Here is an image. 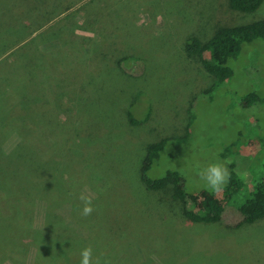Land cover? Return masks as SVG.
<instances>
[{"label":"rangeland","instance_id":"rangeland-1","mask_svg":"<svg viewBox=\"0 0 264 264\" xmlns=\"http://www.w3.org/2000/svg\"><path fill=\"white\" fill-rule=\"evenodd\" d=\"M84 1L40 0L53 12L51 20L24 39L14 37L12 44L0 45V60L9 58L15 48L27 49L30 40L39 53L48 47L54 51L50 56L53 62L41 61L50 59L45 55L36 66L39 77L45 70L53 94H38L36 107L31 110L47 118L43 123H31L37 129L26 140L13 134L20 117L13 106L9 108L10 99L0 95V111H4L0 117L3 151L16 156L38 153L41 167L48 168L43 171L52 169L58 177L66 175L77 183L73 187L53 181L47 189L65 191L69 197L72 194L74 201L84 189L98 198L105 209L101 220L106 221L101 235L107 234L112 223L113 232L121 231L126 240L132 241L122 246L110 238L100 239L97 244L100 243L98 249L104 254H99L102 264H122V256L130 258L123 259L127 264H163L158 254H167L170 249L178 252L172 258L174 261L181 259L182 253H189L184 261L187 264H264V218L236 228L232 225L238 220L237 214L226 212L247 198L254 184L264 177V102L241 109L239 101L253 90L255 95L264 97V41L256 38L242 43L238 53L226 60L231 76L215 84L208 94L202 89L211 78L202 69L199 58L184 48L190 38L206 41L218 24L264 20V0L251 12H230L224 0H93L98 6L94 12L97 30L72 27L70 31L65 7L71 6L72 11ZM10 2L23 14L22 6H27L29 0ZM45 26V42L49 44L40 46L37 35ZM50 27L55 29L50 31ZM81 36L86 39L80 43ZM117 56L141 61V69L135 74H120L111 61ZM129 69L138 70L131 64ZM5 82L0 92L6 90ZM185 129L189 133L184 139L181 135ZM160 139H165V144L147 175L157 177L164 170L176 171L188 193L209 190L198 175L208 164L231 161V178L236 176L240 185L232 184L236 190L226 198L229 204L221 222H187L171 198L170 185L152 192L139 182L137 170L145 147ZM19 142H24L28 149L15 150ZM84 144L94 146L96 151L89 153ZM4 190L0 189V198ZM12 197L15 204L10 209V204L1 207L0 218L16 208L21 219L13 222L12 241L1 244L0 264L78 261L70 250L74 246L72 241L62 253L64 247L59 243L63 237L57 233L37 236L43 256L36 255L35 259L31 230L41 227L44 202L37 198L29 202L21 192ZM54 215L63 220L68 219L69 212L61 205ZM5 231H0V237ZM22 234L26 235L22 240L15 237ZM121 247L125 251L118 252ZM217 259L221 263H216Z\"/></svg>","mask_w":264,"mask_h":264},{"label":"trees","instance_id":"trees-1","mask_svg":"<svg viewBox=\"0 0 264 264\" xmlns=\"http://www.w3.org/2000/svg\"><path fill=\"white\" fill-rule=\"evenodd\" d=\"M224 1L226 8L230 12H251L262 2V0ZM26 3H28V5L22 6L23 10L20 9L23 11V14L18 12L19 9L16 11L13 8L10 0H3L0 3V45L12 44L11 39L14 37L24 39L30 36L32 31L34 32L39 27L41 28L44 23L51 20L53 12L48 11L44 7L45 4L41 3L40 0H29V2ZM97 7L98 6L93 0L84 1L72 11L69 10L71 6L67 5L65 7V17L67 21L69 20L71 22L70 31H72V27H76V29L83 31L88 30L89 27L91 30L96 31L98 19L96 15H94V12ZM37 8L41 9L37 10ZM40 19L43 20L41 21ZM47 26L40 30L37 35L38 39L36 42H40V46L49 44V42H45L48 39V36L44 33V31L46 32ZM29 29H31V31L27 32ZM49 29L52 31L55 28L50 27ZM68 30L69 26L66 27V31ZM41 33L42 36L40 37ZM51 34H56V32H51ZM256 38H260V40L264 41L263 19L239 25L218 24L206 41L200 42L195 38H190V40L184 44L185 51L188 54H194L199 58L202 69L207 77L209 76L211 78L210 84L205 89H202L204 94H208L210 91L214 90L215 84H218L231 76V70L227 67L226 60L229 57H234L238 53L242 43L251 42ZM85 39L86 37L81 36L79 42L81 43ZM26 45L28 47L27 49L24 47L18 49L15 48L9 58L5 57L0 60L1 90L4 89L1 85L6 81V90L0 92V95L7 96L10 99L9 108L10 106H13L17 110L16 113L19 114L20 118L16 120H18L20 124L19 127L14 129L13 134H16L17 137H21L19 140L22 139V141L26 140L27 135H30L33 129H37V125L30 126L31 123L37 121L43 123L47 118L40 114H34L31 111L36 107L35 98H37L38 94H53V91L49 89L52 85L45 77V70L41 73L42 76L39 77L36 66L38 60L42 56L49 55L50 57L54 51H51L48 47L45 51H40L39 53L36 49V44L33 43L32 40ZM36 52H38V54ZM41 61L53 62V57ZM111 61L113 66L119 68L117 71L120 74H126V72L129 74L138 73L142 66L141 61H131L130 58L126 56H117ZM130 64L132 65V68L136 67L138 70H130ZM58 82L63 83V81ZM55 92L57 91L54 90V94ZM239 101L241 104L240 106H242L241 109H245L254 104V102L263 103L264 97L255 95V91L253 90V92H249L242 96L241 99L239 98ZM129 104L130 103L127 105ZM29 111H31L30 114H28ZM16 113L15 115H17ZM2 114H4V111H0V117H3ZM127 117H131L130 114H127ZM145 118L147 117L145 116ZM26 124L29 125L27 126ZM188 133L189 129H185V132L181 136L185 139ZM77 141L78 139L75 142ZM82 142L85 143L83 140ZM164 144L165 139H160L159 141L146 145L145 155L142 157L137 170V177L145 189L152 192L165 189L170 185L168 190L170 191L171 198L175 200V203L178 205L179 211L184 220L193 224L206 225L221 222V219L224 218L226 212L236 213L238 220L232 225V227L234 226L237 228L243 224H250L256 220L264 218V177L254 184V190L247 198L236 205H232L233 209L225 212V206L229 204L226 201V198L232 191L236 190L237 186L240 185L237 182L238 180L236 176L229 180L227 185L222 188L221 192L201 189L191 193L185 191L183 179L176 171L164 170L160 176H148L147 172L149 168L158 161L159 153ZM93 147L89 145L87 146V144L83 145V148L89 153H92L90 152L92 150L96 151ZM248 147L255 152L253 145L249 144ZM2 148L3 139H0V189L4 190L7 188L4 190L5 193L2 195L3 197L0 198V213L1 207L10 204L8 208L10 209V207L15 204L14 200H12V194H15V192H21L27 196L29 202L36 198L41 199L44 202V219L41 227L31 230L30 242H32L31 247H34L32 252L35 254V259L36 255L43 256V253L40 250L42 245L41 243L36 242L37 236L40 234L45 237H50L57 233L63 237L59 243V245L64 247L62 253L65 252V249L72 241L74 246H71L70 250H72L75 259L76 257L78 258V261H73L74 264L80 263V252L83 248L88 246H91L93 249V257L95 256V253H97V256H99V254L104 255L103 253H100V249H98V247H101L99 245L100 243L97 244L100 239L104 240L110 238L111 241L114 240L115 243H120L122 246H124L123 243H132V241L126 240V235L121 231L113 232V230H111L112 223H110L107 228V230L109 229L107 234L101 235L103 233L102 230L106 228V221L103 220L102 222L101 220L104 206H102L101 203H98V198H95L93 201V213L90 216L83 217L81 215L82 204L78 200L74 201L75 199L72 198V194L69 197L65 191L57 192L53 190L54 188L47 189L46 186L50 184L53 185V181L54 184L61 181L64 186L73 187L76 186L77 183H75L74 180H70L66 175H63L62 178L58 177L57 173H54L50 168V171H43L42 169L48 168L41 167L38 153L35 155L31 151L30 153L16 156V153H5ZM14 149L22 151L28 148L24 142H19ZM232 184L236 187H232ZM57 188L61 189L59 184L57 185ZM58 196H61V199H57L56 197ZM61 205L67 207V213L69 212L68 219L60 220L54 215V213L57 212V208ZM74 205H76V210ZM95 216H97V219H94ZM18 219H21V215L16 211V208H11L10 211H6L4 217L0 218V231L6 230L3 234L4 238L0 237V250L2 246L1 244H8L12 241L13 222L18 221ZM85 221L89 224H86ZM71 223L75 226H71ZM7 225L9 227H7ZM0 236H2V234H0ZM15 237L18 240H22L26 235H15ZM135 245L138 244L135 243ZM67 251L68 256L69 250L67 249ZM117 251H125V249L121 247ZM166 251H169V253H160L158 254L160 256L157 257L163 264H187V261L185 263L184 261L185 258L189 256V253H187L188 255L182 253L181 259L174 261L172 258L176 257L178 252L176 250L173 251L172 249ZM124 254L127 255V252H124ZM125 257L126 256L121 257L122 259L120 262L122 264H127L123 259H130ZM41 260L43 261V258ZM216 263H221V261L217 259Z\"/></svg>","mask_w":264,"mask_h":264},{"label":"clouds","instance_id":"clouds-1","mask_svg":"<svg viewBox=\"0 0 264 264\" xmlns=\"http://www.w3.org/2000/svg\"><path fill=\"white\" fill-rule=\"evenodd\" d=\"M230 163L231 161L213 162L198 173L200 179L204 181L205 186L210 191L219 192L227 185L231 179V172L228 167ZM77 199L82 204L81 215L83 217L90 216L94 211V194L88 189H84L77 194ZM80 264H102V262L99 256L93 257V249L91 246H88L83 248L80 252ZM104 264H107V262L105 261Z\"/></svg>","mask_w":264,"mask_h":264}]
</instances>
